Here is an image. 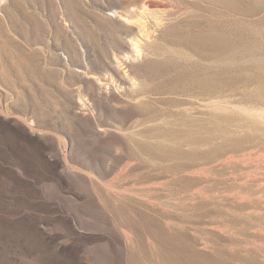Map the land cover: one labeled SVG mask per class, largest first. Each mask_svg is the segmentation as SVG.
<instances>
[{"label": "rangeland", "instance_id": "1", "mask_svg": "<svg viewBox=\"0 0 264 264\" xmlns=\"http://www.w3.org/2000/svg\"><path fill=\"white\" fill-rule=\"evenodd\" d=\"M108 1L0 0V264H264V0H172L140 54Z\"/></svg>", "mask_w": 264, "mask_h": 264}, {"label": "bare ground", "instance_id": "2", "mask_svg": "<svg viewBox=\"0 0 264 264\" xmlns=\"http://www.w3.org/2000/svg\"><path fill=\"white\" fill-rule=\"evenodd\" d=\"M212 1L222 2L225 0ZM226 1L228 5L234 6V0ZM171 2L172 0H109L106 3L100 4L98 11L100 15L106 20H116V22L120 23L118 30L114 31L117 42L115 45H127L133 53L140 54V42L136 39L135 35L131 36L133 31H137L138 33L141 32L140 34H142V36L146 35L138 16H147L149 14L156 15L158 13L169 16L170 14H173L172 7L170 5ZM125 20L128 23H126ZM204 38L207 40V42H209L210 46L217 49H222L233 45V41L228 39L227 36L222 33H206ZM72 47V53L77 57V61H73V57L68 52L67 60L65 59L64 63L68 66L74 65L80 68V72L73 71L79 79L92 83L95 86L97 85V82H105L104 85L108 84V80L110 79L115 83V86H120L123 82L129 83L130 87L136 84L135 79L129 73L126 74L125 71L120 69V66L124 64V56L123 52L117 48L111 47L109 49L107 55L109 61L104 64V72L97 73L94 72L90 66L88 58L85 54L86 51L84 52V50L78 46ZM95 88L100 90V86L98 85ZM190 264H193V262L190 261Z\"/></svg>", "mask_w": 264, "mask_h": 264}]
</instances>
